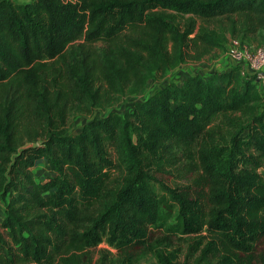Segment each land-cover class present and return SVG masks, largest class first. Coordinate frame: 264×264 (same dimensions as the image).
I'll return each instance as SVG.
<instances>
[{
	"label": "trees",
	"instance_id": "16d2710c",
	"mask_svg": "<svg viewBox=\"0 0 264 264\" xmlns=\"http://www.w3.org/2000/svg\"><path fill=\"white\" fill-rule=\"evenodd\" d=\"M228 35L264 43V0H0V264H92L102 242L115 251L99 249L96 264H185L172 245L189 236L195 264H264V87L253 74H189L91 116ZM70 107L89 116L76 133L61 127ZM25 120L41 144L6 176ZM183 156L185 183L157 177ZM41 163L53 174L36 181Z\"/></svg>",
	"mask_w": 264,
	"mask_h": 264
},
{
	"label": "rangeland",
	"instance_id": "374dc122",
	"mask_svg": "<svg viewBox=\"0 0 264 264\" xmlns=\"http://www.w3.org/2000/svg\"><path fill=\"white\" fill-rule=\"evenodd\" d=\"M13 1L26 3L31 0H13ZM173 15L174 17L172 19L176 23H180V24H183L188 17L187 15H181L178 13H175ZM201 26L207 29H211L217 27V23L213 21H209L205 23L202 21H198L197 28ZM230 38L233 37L228 35L227 39L222 42V46L220 48L213 49L211 52L204 55L199 60H189L184 64L180 65L179 67H177L176 69L168 70L164 74H161L159 72L153 74V76L146 85L145 92L142 95L128 94L126 96H123L117 101L112 102L110 105H107L106 107L95 108L91 116H101L109 109H112L119 113H123L124 111L127 110V108L131 107L130 105L133 103V101L141 100L147 97L154 90L166 84L180 83L189 74L200 73L204 76H207L215 69L220 67V65H222L226 51L225 47L228 44ZM251 45L257 46L256 44H251ZM261 45L264 46V43L258 44V46ZM55 61L56 59L47 61L46 66L47 67L55 66ZM88 119L89 116L85 114L83 111L79 110V108L70 107L69 113L66 116L65 124L61 125V127L65 131H67V133H76L80 130L81 126L88 121ZM27 124H28L27 120H25L24 122L21 121L18 124V131H19L18 142L20 145L29 141V139L25 137L22 131V129H24ZM223 132L225 135H228L227 129H225ZM41 138L42 137L39 136L35 139L38 144H41ZM187 160L188 159L185 156H183L177 167L175 168L167 167L166 172L158 174L157 177L160 178L164 183H166L169 186L182 185L186 181V179L184 178L185 172L183 168V165L185 164L183 163H186ZM179 169L182 170V172H180ZM33 173L35 174L36 181H39L45 176H51L53 174L52 170L44 163L37 165V167L33 169ZM1 209H2V201L0 199V210ZM193 238L195 237L189 236L185 238L174 239V244L172 245V248H175L177 250L178 260L180 262H184L185 264H195L194 259L198 255V251L194 250V247H190L191 244H188L194 240ZM99 249H106L109 250L110 252L115 251L114 249L109 247V245H107L106 242L100 243L97 246V248L94 250L95 256L92 264H96L95 260L98 258ZM138 264H157V261L152 255L148 254L144 256Z\"/></svg>",
	"mask_w": 264,
	"mask_h": 264
},
{
	"label": "built area",
	"instance_id": "2783aa9c",
	"mask_svg": "<svg viewBox=\"0 0 264 264\" xmlns=\"http://www.w3.org/2000/svg\"><path fill=\"white\" fill-rule=\"evenodd\" d=\"M225 50L227 63L224 66H238L242 75L253 74L264 87V46H253L238 38H230Z\"/></svg>",
	"mask_w": 264,
	"mask_h": 264
},
{
	"label": "water",
	"instance_id": "95a60500",
	"mask_svg": "<svg viewBox=\"0 0 264 264\" xmlns=\"http://www.w3.org/2000/svg\"><path fill=\"white\" fill-rule=\"evenodd\" d=\"M37 145H38L37 142H33V141H28V142H26V143H23V144L19 145V146L17 147V149H16V152L13 153V154L11 155V162H10V164H9V166H8V169H7L6 173H5L6 176H8L9 171H10V168L14 165L15 160H16L18 157H20L21 154H22L24 151H26V150L29 149V148L36 147Z\"/></svg>",
	"mask_w": 264,
	"mask_h": 264
},
{
	"label": "crops",
	"instance_id": "0c3cea01",
	"mask_svg": "<svg viewBox=\"0 0 264 264\" xmlns=\"http://www.w3.org/2000/svg\"><path fill=\"white\" fill-rule=\"evenodd\" d=\"M226 63H227V58L224 56V60H223L222 65H220V67H218L217 69H219V70L228 69L226 66H224ZM3 217H4V207H3V204H2V209L0 210V223H1L2 219H3Z\"/></svg>",
	"mask_w": 264,
	"mask_h": 264
}]
</instances>
